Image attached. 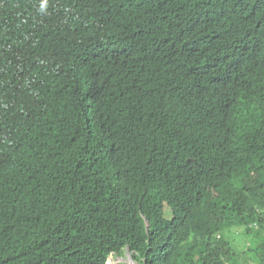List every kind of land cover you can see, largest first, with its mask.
Instances as JSON below:
<instances>
[{
    "label": "trees",
    "instance_id": "16d2710c",
    "mask_svg": "<svg viewBox=\"0 0 264 264\" xmlns=\"http://www.w3.org/2000/svg\"><path fill=\"white\" fill-rule=\"evenodd\" d=\"M42 3L0 0V264H264V0Z\"/></svg>",
    "mask_w": 264,
    "mask_h": 264
},
{
    "label": "rangeland",
    "instance_id": "374dc122",
    "mask_svg": "<svg viewBox=\"0 0 264 264\" xmlns=\"http://www.w3.org/2000/svg\"><path fill=\"white\" fill-rule=\"evenodd\" d=\"M236 244L237 246L242 245V240L237 238ZM132 262H134L132 255L125 253L121 258L117 256H111L107 264H131Z\"/></svg>",
    "mask_w": 264,
    "mask_h": 264
},
{
    "label": "clouds",
    "instance_id": "9594fccd",
    "mask_svg": "<svg viewBox=\"0 0 264 264\" xmlns=\"http://www.w3.org/2000/svg\"><path fill=\"white\" fill-rule=\"evenodd\" d=\"M46 4H47V0H44V3H42L41 4V11H44L45 9H46ZM148 226H146V228H147ZM125 253H129V251H128V249L126 250V252ZM130 254V253H129ZM111 256H114V255H111ZM110 256V257H111ZM110 257H109V259H110ZM109 259H108V261H109ZM108 263V262H107ZM131 264H136V262L134 261V262H132Z\"/></svg>",
    "mask_w": 264,
    "mask_h": 264
}]
</instances>
